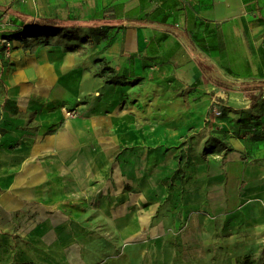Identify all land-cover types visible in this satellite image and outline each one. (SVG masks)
Listing matches in <instances>:
<instances>
[{
	"label": "crops",
	"instance_id": "1",
	"mask_svg": "<svg viewBox=\"0 0 264 264\" xmlns=\"http://www.w3.org/2000/svg\"><path fill=\"white\" fill-rule=\"evenodd\" d=\"M42 18L89 42H12L24 93L52 97L24 135L0 94V264H203L264 240V136L232 122L264 126V0H0V38ZM218 103L231 149L204 153Z\"/></svg>",
	"mask_w": 264,
	"mask_h": 264
},
{
	"label": "rangeland",
	"instance_id": "2",
	"mask_svg": "<svg viewBox=\"0 0 264 264\" xmlns=\"http://www.w3.org/2000/svg\"><path fill=\"white\" fill-rule=\"evenodd\" d=\"M22 36L24 37V41H26V43L32 42L30 44H27L28 51H26V54L41 55V57L47 56V54L50 53V48L51 50L52 48L56 50L58 47L64 53H78L79 49L83 47L81 44H86L85 42H89L85 41V39H89L88 35L72 30L54 31L51 33H26ZM15 39L16 38H14V35H2V38H0V67L4 66L10 73L7 74L10 78V87L9 89H7V91H4L5 89L3 88V86H1L0 94L4 95L6 92V94H11L14 97H19V103L22 104V108H19L16 104V101L12 100L7 105V110L12 115V118H15V120L17 121L19 120V122L21 123L20 130L22 131V134L29 135V133L36 131L40 127V124L36 122L38 112L40 111L38 109L46 103L48 105V103L51 101L52 95L50 93L47 94L41 92L25 94L23 86H19L20 82L16 78V71H11L10 69H8L10 67H13V62H11L10 64L9 62L12 61L11 55H14L15 47L14 43L12 44V42ZM7 44H9V46H7ZM31 46L33 49H30ZM103 71L107 73V71L109 70L108 68H104ZM3 72L4 71H2V73ZM105 82L107 84H120L123 83V80L119 79L118 77H112L111 75H108ZM49 83L52 84L53 87L56 86V81L53 79H49ZM20 92L21 94H19ZM73 101H75V104H73L72 106L84 101H88V98H78ZM64 103L66 104V111H63L64 119L68 121L71 119L79 118V113L72 108H68L67 102ZM239 109L240 110L237 111L238 115L232 122H239V120H243L246 118L248 119L249 116V118H252V120H250L249 125H244L246 132H250L256 136L258 135V138L264 136V126L257 125L255 124V122H253L255 116L243 111L244 108ZM217 111H220L222 113L221 116H216ZM210 114L212 117L210 118V123H213L214 127L213 136L206 144L204 153H208L214 150L228 152L231 149L229 139V133L231 132L230 130L227 131L224 128V121L229 117L227 108L223 106V103H218L217 107H214ZM240 114L242 115L239 117ZM237 131L238 130H236L234 133H238ZM104 225L105 223H102V226ZM106 233H108L107 237H105L102 241L103 258H108L116 253V239L114 237V234H112L113 236L110 237L109 232L106 231ZM120 245L121 241L119 239V250ZM243 249L244 250L239 253H226L216 256L212 262L209 263L208 261H206L203 264H264V240H262L261 242H251L250 246H246Z\"/></svg>",
	"mask_w": 264,
	"mask_h": 264
},
{
	"label": "trees",
	"instance_id": "3",
	"mask_svg": "<svg viewBox=\"0 0 264 264\" xmlns=\"http://www.w3.org/2000/svg\"><path fill=\"white\" fill-rule=\"evenodd\" d=\"M84 23L75 22L70 27H65L61 20L42 18L36 21H30L25 25V30H21L14 34V38L19 37L20 34L25 35L26 33H42V32H54V31H68L74 29L84 28ZM100 27H92L91 29H99ZM224 84V83H220Z\"/></svg>",
	"mask_w": 264,
	"mask_h": 264
},
{
	"label": "built area",
	"instance_id": "4",
	"mask_svg": "<svg viewBox=\"0 0 264 264\" xmlns=\"http://www.w3.org/2000/svg\"><path fill=\"white\" fill-rule=\"evenodd\" d=\"M7 46H9V44H7ZM221 114H222V113H221L220 111H217V112H216V116H221Z\"/></svg>",
	"mask_w": 264,
	"mask_h": 264
},
{
	"label": "bare ground",
	"instance_id": "5",
	"mask_svg": "<svg viewBox=\"0 0 264 264\" xmlns=\"http://www.w3.org/2000/svg\"><path fill=\"white\" fill-rule=\"evenodd\" d=\"M64 84L66 85V87H68L67 82H64ZM63 110L65 111V108H63ZM166 262H167V260H166Z\"/></svg>",
	"mask_w": 264,
	"mask_h": 264
}]
</instances>
